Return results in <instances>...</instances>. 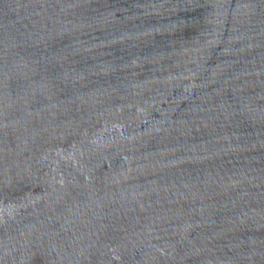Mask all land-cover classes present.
I'll list each match as a JSON object with an SVG mask.
<instances>
[{
    "label": "water",
    "instance_id": "95a60500",
    "mask_svg": "<svg viewBox=\"0 0 264 264\" xmlns=\"http://www.w3.org/2000/svg\"><path fill=\"white\" fill-rule=\"evenodd\" d=\"M0 264H264V0H0Z\"/></svg>",
    "mask_w": 264,
    "mask_h": 264
}]
</instances>
